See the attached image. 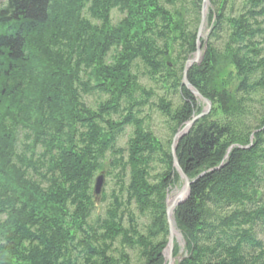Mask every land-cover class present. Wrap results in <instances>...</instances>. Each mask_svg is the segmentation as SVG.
Returning a JSON list of instances; mask_svg holds the SVG:
<instances>
[{
	"label": "trees",
	"instance_id": "16d2710c",
	"mask_svg": "<svg viewBox=\"0 0 264 264\" xmlns=\"http://www.w3.org/2000/svg\"><path fill=\"white\" fill-rule=\"evenodd\" d=\"M227 2L210 0L206 54L188 72L213 105L177 145L193 182L174 211L186 247L175 264H264V0H242L231 15ZM201 3L0 4V264H133L124 250L117 256L118 241L137 248L141 264H164L166 195L180 179L171 143L200 113L182 73L196 50ZM114 9L126 16L112 25ZM221 61L233 67L224 72ZM140 65L180 101L158 97L168 140L140 116L157 92L141 85ZM88 95L99 99L95 108ZM248 113L253 122L239 121ZM128 125L132 136L119 148ZM98 173L118 190L97 196ZM100 198L110 202L95 219ZM133 204L151 219L146 233Z\"/></svg>",
	"mask_w": 264,
	"mask_h": 264
},
{
	"label": "rangeland",
	"instance_id": "374dc122",
	"mask_svg": "<svg viewBox=\"0 0 264 264\" xmlns=\"http://www.w3.org/2000/svg\"><path fill=\"white\" fill-rule=\"evenodd\" d=\"M3 1L4 0H0V4ZM241 6H242V0H228V2L226 3L225 9H226V12L231 15L232 13H236L237 10H240ZM208 7H209V9H208V11H209L211 9V4H209ZM85 12L86 11H84V13ZM85 15H86V13H85ZM110 15H111V24L112 25L117 24V22H119L121 19H123L126 16L125 12H121L119 9L112 10ZM87 17L91 18L89 13L87 14ZM211 26L212 25H210V23H208V16H207V21H206V24L204 26L205 28L203 29L202 38H206V33H208V29ZM220 47H221V45H220ZM201 52L203 54V48H202ZM190 57L194 58V54L191 55ZM202 62H203V60H201L200 64ZM220 64H222L221 68L224 72H227L229 67L230 68L233 67L231 64H227L226 61H221ZM225 67H227V68H225ZM223 68H225V69H223ZM134 71L140 75V78H141L140 83L144 88L148 89V88L152 87V88L156 89V91H157L156 95H154L153 97H150L149 102L141 107L142 112L140 113V116L144 118L146 127L149 128V130H151L152 133L158 139H160L161 141L170 139L171 129L169 126V121H168L167 117L164 114H162V112L157 107L158 97L164 96V97H167L168 99L173 98L175 105L180 103L179 99L176 97V95L173 94V91H169V89H167V90L163 89L160 84L155 83V80L147 73L146 69L144 67H142L141 65L139 68H137V70H134ZM139 93H143V92H139ZM85 99H86L88 105L91 107H94V108L96 107V104L99 101V99L97 98L96 95L85 96ZM143 99L145 100L146 96L144 97V95H143ZM196 105H197L196 106L197 110H199V111H203L206 107V104L198 96H196ZM215 107H217V105ZM216 116H220L221 119L224 118V115L219 113V112H217ZM235 116L239 117V115L237 116V114H235ZM248 117L249 118H245L244 121L242 119L239 121L250 124L251 122H253L252 119L254 118V113L253 114L248 113ZM132 132H133V126L128 125L125 127V131L119 136V138L117 140V146L119 148H126L127 147V142L129 141L130 137L132 136ZM176 151H177V149H176ZM176 156H177V154H176ZM156 172H157V169L155 171H153L152 174L155 175ZM98 175H99V173H98ZM103 185H104L103 191H107L108 195L110 194L112 189L118 190V187L116 186V179L114 177L105 176V182ZM183 185H184V179L180 176L179 182L176 185H174L172 188L168 189L166 199L172 193L177 192V191L180 192L183 188ZM124 197L125 198L127 197L126 193H125ZM108 202H110V199H108V201L102 202L101 198H100L99 200L96 201V209L94 211L95 217H93V218L97 219L96 218L97 216L103 214L104 210L106 209ZM130 211L134 214L135 221H136V223H138L140 231L142 233H146L147 232V226L151 220L150 217L140 215V213L137 210V207L134 204L132 206H130ZM173 218H174V222L176 225L174 214H173ZM125 219H126L127 223H129V216L128 215L125 216ZM178 233H179L178 235L174 236L175 244H177L179 247L178 255L175 256L173 254L174 263L175 262L177 263V261L180 260L181 257L186 255L185 241H184L179 229H178ZM260 235H261L260 237L264 240V231L262 233H260ZM175 244H174L173 252L175 249ZM114 247L118 251L117 256L120 254V251L124 250L126 253H128L130 255L131 262L133 264H141L142 258L140 257V253H139L137 248H135V247L133 248L127 244L122 245V243L120 241L116 242ZM163 253L165 254L164 256H165V261H166L167 256H168V249L165 248Z\"/></svg>",
	"mask_w": 264,
	"mask_h": 264
},
{
	"label": "water",
	"instance_id": "95a60500",
	"mask_svg": "<svg viewBox=\"0 0 264 264\" xmlns=\"http://www.w3.org/2000/svg\"><path fill=\"white\" fill-rule=\"evenodd\" d=\"M208 4H209V0H203L202 10H201V21H200V25L198 28L197 39H196L197 49H196L195 58L188 59L185 62V66H184L183 74H182L183 85H185V87H187L194 95H196L200 99H202V101L206 104V107L201 113H199L198 115H194L191 120L187 121L186 125L183 129H179L177 131V133L173 139L172 145H171L174 166L176 167V169L179 171L182 178L184 179V185H183L182 190L177 195L176 202L173 203L172 205H169L167 203V206H166L167 222H168V226H169V241L167 244L168 256H167V259H166L164 264H175L174 263V257H173L174 236H173L172 214L174 212L175 207L178 206L179 204L183 203L187 199L189 192H190V186L193 182L189 179V177L186 175V173L183 171V169L181 168V166L179 164V161H178L177 156H176L177 143L180 140V138L192 127V125L199 118L207 115L210 112L211 106H212L211 101L208 98L204 97L199 92V90L192 85V83L188 79V71H189L190 67L194 63L199 64V61L202 58L201 57L200 37L202 35L203 27H204L205 20H206V11H207ZM202 174H204V173H202ZM104 182H105V176H104V174H100L96 178L95 186H94V193L97 196L101 195Z\"/></svg>",
	"mask_w": 264,
	"mask_h": 264
},
{
	"label": "bare ground",
	"instance_id": "6f19581e",
	"mask_svg": "<svg viewBox=\"0 0 264 264\" xmlns=\"http://www.w3.org/2000/svg\"><path fill=\"white\" fill-rule=\"evenodd\" d=\"M178 194H179V191L172 193V194L168 197L167 202H168L169 205H172L173 203L176 202V200H177V195H178ZM172 224H173V236H176V235H178L179 233H178V229H177V227H176V225H175V222H174L173 214H172Z\"/></svg>",
	"mask_w": 264,
	"mask_h": 264
}]
</instances>
